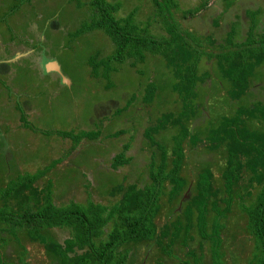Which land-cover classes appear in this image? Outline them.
I'll use <instances>...</instances> for the list:
<instances>
[{
  "label": "trees",
  "instance_id": "obj_1",
  "mask_svg": "<svg viewBox=\"0 0 264 264\" xmlns=\"http://www.w3.org/2000/svg\"><path fill=\"white\" fill-rule=\"evenodd\" d=\"M26 1L20 0L13 7L14 10L8 8V13L0 18V35L2 32L10 34L4 29L7 19ZM208 1L184 11L180 19L194 21L203 14L205 16L210 8ZM150 2L154 17L164 32L162 36L151 34L148 23L141 27L135 21L137 9L125 18H119V3L89 0L77 5V8L88 7L90 17L88 23L76 30L73 38L75 40L87 33L103 31L110 39L114 46L112 55L88 59L91 76L105 80L107 90L113 87L110 74L115 72L117 64L131 60V65L135 67L144 63L146 54L163 58L170 69L171 79L175 81L171 90L178 96L180 106L176 108L177 112L162 114L152 126L143 130L142 136L151 158L144 162V172L135 177L139 178L138 181L130 183L125 179L109 189V196L117 199L112 205L71 201L63 206L60 198L55 200L53 179L49 175L62 159L53 161L35 174L28 171L7 179L4 186L0 179V231L10 234L19 247L16 263L13 264H29V261L39 260L38 256L28 258L29 249L24 242L43 247L45 254L52 256L58 264H127L131 258L128 247L138 244H152L162 254L177 260L173 247L180 239L181 245L189 249L186 256H191L192 262L187 258L176 264H223L222 250L227 232L236 233L233 227V210L236 207L245 214L246 231L254 240L256 255L250 263L264 264V128L261 127L263 124L251 127L253 120L261 122L259 118L264 119V111L258 103L239 107L232 117L222 118L216 128L207 131L204 138L194 132L191 125L197 114L194 104L197 86L209 78L208 73H199L204 60L215 63L221 77L230 84L228 96L232 102H239L249 92L250 80L264 65V33L259 34V38L254 35L262 25L260 17L264 11L254 13L246 41L238 43V34L233 28L229 29L222 41L216 39L213 33L197 36L193 29H183L172 14L177 10L174 0ZM216 24L220 28L221 22L215 21ZM36 34H39V30ZM20 40L19 36L12 37V42L25 49L27 42ZM33 44V47H28L30 50H41V54L47 56L45 48L48 46L44 42L38 40ZM18 51L21 52L20 49ZM27 64L22 60L21 66L15 62L8 66L21 69ZM156 91L155 84L148 83L146 102L154 98ZM123 109L118 110V115ZM20 123V129L49 136V131L33 128L23 113ZM160 132L170 133L169 148L165 142L156 139ZM94 133L93 130L77 134L73 138L74 149L68 153L77 150L79 144L95 141L92 139ZM72 135L57 132V136L62 138H71ZM131 142L132 138L113 158L109 167L113 172L130 166L132 158L127 156V151ZM201 145L212 158L223 148L225 164L220 171L215 170V164L210 167L196 164L197 171H192L193 182L190 183L184 177V168H191L187 156L192 153L187 149L193 150ZM254 189L260 191L255 203L249 206ZM163 204L175 212L165 222L160 220L165 207ZM58 233L60 235L56 239L54 235ZM18 235H23L22 243ZM195 236L200 242L199 255L190 249ZM205 243L209 245V263L204 256ZM9 244L6 239L0 238V248ZM0 264L3 262L0 261Z\"/></svg>",
  "mask_w": 264,
  "mask_h": 264
},
{
  "label": "rangeland",
  "instance_id": "obj_2",
  "mask_svg": "<svg viewBox=\"0 0 264 264\" xmlns=\"http://www.w3.org/2000/svg\"><path fill=\"white\" fill-rule=\"evenodd\" d=\"M19 1L0 0V18L8 13V8L13 9ZM76 1L28 0L7 19L4 29L10 34L2 32L0 35V179L1 185L4 186L3 183L7 179L28 171L35 174L53 161L62 159L58 163L65 166L58 164L49 175L53 179L55 200L60 198L59 202L63 201V206L71 201L79 204L92 201L108 206L117 201L116 198L109 196V189L126 180L130 183L138 181L139 178L135 177L144 172L142 169L144 162L151 158L149 147L142 136L143 130L162 114L168 112L175 114L176 108L180 105L178 96L171 90L175 81L171 79L168 72L170 69L160 56L146 54L144 63L135 67L131 65V60L117 64L115 72L110 74L113 87L108 90L105 88V80L93 78L88 59L95 56L101 59L108 57L114 53V46L103 31L87 33L74 40L76 30L88 23L90 17L88 7L77 8L79 2L84 4L89 0ZM205 1L208 0H174L177 10L172 14L183 29L188 31L193 29L197 36L213 33L220 41L229 31L228 25L237 22L241 30L238 31L239 36L236 40L238 43L245 42L247 39L244 33L245 26L247 28L250 26L255 12L264 11V0H209L208 3L213 7L209 8L205 16L203 14L194 21L180 19L184 11ZM109 2L120 4V11L117 13L119 18H125L131 11L137 9L135 21L140 23L141 27L148 23L151 34L164 35L159 21L154 17L150 0ZM260 19L261 26H264V13ZM215 21L221 22L220 28L218 24L214 25ZM237 23L235 26L238 28ZM230 27L236 30V27L232 25ZM217 28L218 30L214 31ZM38 30L39 34H36ZM255 32L254 35L259 38V34L264 33V28ZM15 35L19 36L20 41L27 42L25 49L12 42ZM38 40L48 46L45 48L47 56L41 54V50L33 52L28 48L33 47L35 43L33 45L32 43ZM51 46L52 48H49ZM18 49L23 52H19ZM18 55L21 57H17ZM22 60L28 64L21 69L8 66L13 62L21 66ZM49 63L55 64L56 67L49 65L46 71L44 68ZM202 71L208 73L209 78L197 86L194 102L197 114L191 121L192 129L202 138L207 131L216 128L222 118L232 117L239 107L258 103L264 111V65L256 71L255 77L250 80L249 92L239 102L230 100L228 96L230 84L221 77L215 63L204 60L201 62L199 73H203ZM151 82L155 84L157 91L154 98L146 102L145 91ZM121 109L123 110L118 115V110ZM21 113L26 115L33 128L49 131V136L20 129ZM259 120L264 122L262 118ZM261 122L253 120L251 127L263 124L261 127L264 128V123ZM93 130L95 133L92 139L95 141L79 144V148L69 154L70 150L74 149L73 138L80 132ZM120 131L123 134H119ZM57 132L74 135L71 138H62L57 136ZM131 138L132 142L127 151V156L132 158L130 166L113 172L109 168L113 158ZM170 138L168 132H160L156 137L158 141L165 142L168 148ZM204 150L202 145L193 150L187 149L192 153L187 156V163L189 167L191 165L190 170L184 168V177L189 182L193 180L192 171H197L196 164L199 166L205 164L208 167L215 164V170L219 171L224 167L226 154L223 148H220L213 158ZM258 190L254 189L249 206L255 203ZM163 205L165 207L160 214L161 222L175 214L166 204ZM233 215L236 233L227 232L222 261L223 264H249L256 255L254 240L246 231L245 214L236 207ZM59 235L60 233L54 236L58 239ZM0 238L10 243L0 248V261L3 264L16 263L18 243L10 234L1 231ZM18 238L22 243L23 235H18ZM195 238L190 249L199 255L200 242L198 236ZM181 242L182 239L173 247L177 260L162 254L160 249L152 244H138L131 248L129 246L131 258L127 264H176L187 258H190L191 263V256H186L189 249H185ZM24 244L29 249L28 258L39 257L38 261H29V264H58L52 256L45 254L43 247L32 246L28 242ZM204 256L209 263V245L206 243Z\"/></svg>",
  "mask_w": 264,
  "mask_h": 264
},
{
  "label": "crops",
  "instance_id": "obj_3",
  "mask_svg": "<svg viewBox=\"0 0 264 264\" xmlns=\"http://www.w3.org/2000/svg\"><path fill=\"white\" fill-rule=\"evenodd\" d=\"M202 3H203V2H200V4H202ZM210 4H211V3H210ZM198 6H199V5H198ZM209 6H210V5H209ZM196 7H197V6H196ZM211 7H213V5H211L210 8H211ZM210 10H211V9H210ZM255 13H256V12H255ZM248 20H249V18H248ZM236 23H237V22H232V24H229L228 27H229L230 29H231L230 25L236 27L235 29H236L237 34H238V36H239V32H238V31L241 30V27H240V25L237 23V24L239 25V27L237 28V26H235ZM248 23H249V21H248ZM261 27L263 28V26H259V27H258V30L262 29ZM249 28H250V26H249L248 28L245 26V28H244V30H245L244 33H246V38H247V35H248V32H249ZM238 36H237V37H238ZM17 57H20V56H17ZM44 69L47 71V69H48V65H46Z\"/></svg>",
  "mask_w": 264,
  "mask_h": 264
},
{
  "label": "water",
  "instance_id": "obj_4",
  "mask_svg": "<svg viewBox=\"0 0 264 264\" xmlns=\"http://www.w3.org/2000/svg\"><path fill=\"white\" fill-rule=\"evenodd\" d=\"M50 65V63L48 64V66ZM51 67H54L55 66V64H53V65H50ZM56 67V66H55Z\"/></svg>",
  "mask_w": 264,
  "mask_h": 264
},
{
  "label": "flooded vegetation",
  "instance_id": "obj_5",
  "mask_svg": "<svg viewBox=\"0 0 264 264\" xmlns=\"http://www.w3.org/2000/svg\"><path fill=\"white\" fill-rule=\"evenodd\" d=\"M18 56H20V55H18ZM20 57H21V56H20ZM20 57H19V58H20Z\"/></svg>",
  "mask_w": 264,
  "mask_h": 264
}]
</instances>
